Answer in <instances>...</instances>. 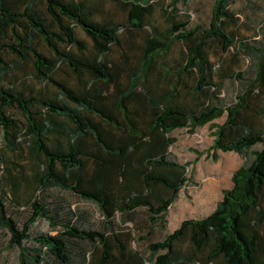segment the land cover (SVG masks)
Returning a JSON list of instances; mask_svg holds the SVG:
<instances>
[{
    "label": "trees",
    "instance_id": "1",
    "mask_svg": "<svg viewBox=\"0 0 264 264\" xmlns=\"http://www.w3.org/2000/svg\"><path fill=\"white\" fill-rule=\"evenodd\" d=\"M119 2L129 26L97 20L90 0H0V231L8 248L19 264H264V45L238 43L228 31L238 20L233 0H213L207 26L187 14L166 32L149 22L152 0ZM146 28L140 47L130 43L140 50L135 63L111 57L123 34L134 40ZM214 42L254 65L252 78L228 77L238 86L229 102L219 82L228 74L217 73L209 53ZM177 43L183 63L161 66ZM64 70L76 86L59 76ZM207 125L212 150L246 161L214 212L149 242L145 257L132 241L166 224L189 180L190 164L170 159L172 135ZM65 195L95 204L102 230L84 227L85 213ZM21 209L29 213L22 223ZM41 220L53 233L36 230Z\"/></svg>",
    "mask_w": 264,
    "mask_h": 264
},
{
    "label": "rangeland",
    "instance_id": "2",
    "mask_svg": "<svg viewBox=\"0 0 264 264\" xmlns=\"http://www.w3.org/2000/svg\"><path fill=\"white\" fill-rule=\"evenodd\" d=\"M98 10L96 18L99 21H112L129 26L127 13L119 1L122 0H90ZM154 7L153 17L149 22L162 32H166L173 26V19L176 22H185L187 14L191 16V24H201L207 26L210 22L213 8V0H152ZM232 12L238 20L228 27V31L233 34L238 43H247L251 46L264 45V0H233ZM78 37L89 49H92V42L87 35L78 28ZM150 29L146 28L143 34H137L134 40L128 39L123 34V50L115 49L112 54L114 60L122 61L123 54L130 58V62L135 63L139 57L140 50L132 48L139 46L149 36ZM134 43V44H133ZM184 49L181 44L173 45L162 58L158 59L161 66L167 65L176 69L183 63ZM237 49L223 51L216 42L212 43L209 53L213 58L217 73L228 74L219 79L223 88V95L227 102L234 99L237 91V82L228 78L230 75L237 77L241 73L244 77L255 76L253 62L250 61L244 52L235 55ZM59 76L69 81L71 86H76L74 77L69 78L64 71L59 72ZM122 82H127L126 74H123ZM215 123H222L216 121ZM176 144L170 149V159L181 164H190L188 168V182L181 190L179 198L173 204L166 217L164 226H156L154 229L136 234L135 241H132V248L139 251L145 257L149 255L148 243L159 242L178 229L186 219H199L209 216L216 210L223 198V191L232 188V177L245 163V158L237 153H222L212 150L215 140L214 130L211 125L198 128L194 134L186 129L176 130L173 135ZM261 146L254 148V151L261 150ZM216 155V156H215ZM73 209L83 214L85 219L81 220L84 227L102 230L104 219L98 207L86 201L65 195ZM16 219L22 223L29 217V213L21 209L16 214ZM129 229L132 224L126 225ZM37 231L53 233L50 224L46 220H41L36 226ZM124 231V230H123ZM127 231V230H125ZM147 239V241H146ZM0 264H19L18 251L8 248V238L4 231H0Z\"/></svg>",
    "mask_w": 264,
    "mask_h": 264
}]
</instances>
